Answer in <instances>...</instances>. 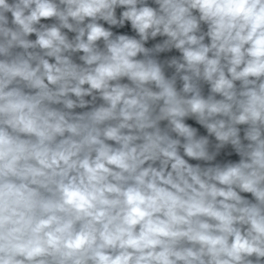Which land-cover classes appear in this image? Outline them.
<instances>
[{
  "label": "clouds",
  "instance_id": "1",
  "mask_svg": "<svg viewBox=\"0 0 264 264\" xmlns=\"http://www.w3.org/2000/svg\"><path fill=\"white\" fill-rule=\"evenodd\" d=\"M0 264H264V0H0Z\"/></svg>",
  "mask_w": 264,
  "mask_h": 264
}]
</instances>
